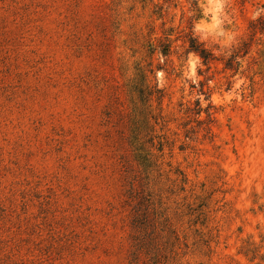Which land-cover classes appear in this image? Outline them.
<instances>
[{
    "label": "rangeland",
    "instance_id": "1",
    "mask_svg": "<svg viewBox=\"0 0 264 264\" xmlns=\"http://www.w3.org/2000/svg\"><path fill=\"white\" fill-rule=\"evenodd\" d=\"M191 1L162 20L158 0H0V264H264V0H227L235 41L202 42L216 59L195 75ZM171 28L175 52L151 54ZM138 64L166 94L163 153L114 114Z\"/></svg>",
    "mask_w": 264,
    "mask_h": 264
},
{
    "label": "trees",
    "instance_id": "2",
    "mask_svg": "<svg viewBox=\"0 0 264 264\" xmlns=\"http://www.w3.org/2000/svg\"><path fill=\"white\" fill-rule=\"evenodd\" d=\"M162 1L163 5L154 4V15L158 16L159 19H164V12L165 7L168 6V9L171 8L172 5L177 7L176 0H158ZM192 16L189 19L188 27L186 30L181 31L183 33V47L187 54L194 53L202 60L205 66H209L211 62L216 59L215 54L206 48L203 43H198L197 39L193 37V22L194 20L199 18L198 15V8L196 4V0L191 1V9H190ZM163 27L166 26V22H163ZM254 25V24H253ZM152 30V34H153ZM179 32V34H182ZM175 29L171 28L169 30H164V37L158 39V45L155 46L151 40L148 41V51L151 54L158 52L165 58L171 56L173 52L176 50V42L180 40L181 36H177L174 40L171 38L174 35ZM247 54V52H246ZM241 50L238 48L233 51L231 56L227 59L226 67L231 69L237 66H240L238 59L240 58ZM148 64L147 67L138 64L136 67L135 75L129 79V83L126 85V93L130 100V106L125 113L124 110L120 109L119 107L116 108L115 115H118L119 120L126 126L129 134L128 139L130 142L131 147L135 148L136 150H144L148 155H151L149 148L154 146V140L159 139V152L163 153L166 145H169L171 140L166 135H161L159 137L153 136L150 134L153 130L152 128V120L156 122L157 125H161L162 129H165L168 125L167 118L163 115L162 110V103L165 99V92L164 90L159 89L157 86H153L149 82V73H153V70L149 69ZM119 88L118 85H116ZM156 97L159 102V114L154 115V109L152 105L153 98ZM214 106L210 104V106L204 108L201 104V101H196L194 107H187L185 109V113H191L195 118L198 126L206 125L207 126V117L210 123L214 122V117L212 108ZM206 114V119H201L202 115ZM112 115V113H109ZM207 132V127L205 129ZM211 131V129H209ZM195 130H188V134H194ZM187 138H190L187 136ZM152 145V146H147ZM155 147V146H154ZM147 201V200H146ZM149 201V200H148ZM142 206V202L139 201L137 208ZM147 213L143 212L141 209L136 210V215L133 219V226L135 228H143L147 226ZM261 259L264 260V257L260 255V249L256 248L253 251V260Z\"/></svg>",
    "mask_w": 264,
    "mask_h": 264
},
{
    "label": "clouds",
    "instance_id": "3",
    "mask_svg": "<svg viewBox=\"0 0 264 264\" xmlns=\"http://www.w3.org/2000/svg\"><path fill=\"white\" fill-rule=\"evenodd\" d=\"M199 18L193 22V37L198 43L209 41L230 48L235 41V33L228 30L229 19L227 0H196ZM207 47V45H205ZM219 55V52L216 53ZM200 58L193 54L189 60L191 74L195 75Z\"/></svg>",
    "mask_w": 264,
    "mask_h": 264
}]
</instances>
